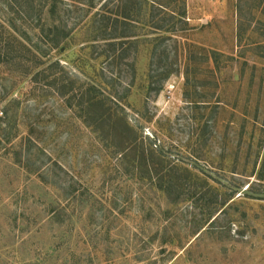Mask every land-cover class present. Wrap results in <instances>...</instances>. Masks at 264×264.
<instances>
[{
  "label": "rangeland",
  "instance_id": "rangeland-1",
  "mask_svg": "<svg viewBox=\"0 0 264 264\" xmlns=\"http://www.w3.org/2000/svg\"><path fill=\"white\" fill-rule=\"evenodd\" d=\"M30 1L25 23L0 1L44 62L0 68V264H264V0ZM90 84L198 171L195 197L168 199L57 90Z\"/></svg>",
  "mask_w": 264,
  "mask_h": 264
},
{
  "label": "trees",
  "instance_id": "trees-1",
  "mask_svg": "<svg viewBox=\"0 0 264 264\" xmlns=\"http://www.w3.org/2000/svg\"><path fill=\"white\" fill-rule=\"evenodd\" d=\"M0 1H4L10 11H13L12 13H16L15 10L18 11V19L22 23H25L29 19V9H34V4L30 1L31 5H29L28 0ZM50 1L51 0H44L45 4L50 3ZM56 3L57 0H53V3L51 5L49 4L48 16L51 17L57 12ZM44 9L45 8L41 7L37 9L39 10V15L37 23L34 24V28L41 30V34L43 35H41L42 38L49 39L46 42L49 46L52 48L58 47L60 39L59 31L63 33V36H67L68 34L65 30H60L61 27L55 26L53 23H51L49 27L46 26ZM10 15L4 14V21L0 18V68L6 67L8 70H12V63L17 62L16 68L22 65L27 66L28 69L30 60L24 63V59L22 60L21 56L24 55L26 50L29 51V53L31 51L41 50L37 49L35 46H28L25 43V39L22 36L25 34H22L21 29L16 28L17 26L14 19ZM103 20L102 17L100 26L106 29L108 26ZM115 21L118 22L117 20ZM107 23H109V20ZM25 44L28 47H26ZM111 46H113L114 50V45L112 44ZM32 54L34 55V53ZM37 55L40 57V52H37ZM43 64L44 62H41L35 55L33 57V62H30V70L35 73V69ZM8 67H10V69ZM43 70L33 75V82L37 83L39 81L41 75L44 74ZM54 83L55 86L60 84V82ZM57 90L63 97H65V95H70V102H75V104L69 103V106H74L73 109L77 111L78 117L87 128L97 133L99 139L112 144V148L120 155V158L121 156L129 157L125 163L130 165L133 171L137 169L141 177H147L148 180L153 181L158 190L166 195L168 199L174 196L180 197L184 194H188L190 197L191 195L192 197L196 196L197 190L194 188L195 186L198 187V185L202 186L201 183L203 182L198 176L199 174H195L196 172L198 173V171L191 172L186 168H179V173L181 174H178L174 170V167L170 166V162L161 149L150 147L148 150H145L141 143L138 142L136 132L133 131L126 118L123 116V108L120 105L121 101L117 102V98L114 101H112V99L110 101V97L102 94L101 88L91 84L79 90L71 88L70 86L68 87L67 85H60V88H57ZM79 92L81 93L78 95L77 93ZM116 104L119 105L120 109L118 107L114 108ZM119 110H121V113H119ZM125 153H128V156L125 155Z\"/></svg>",
  "mask_w": 264,
  "mask_h": 264
}]
</instances>
